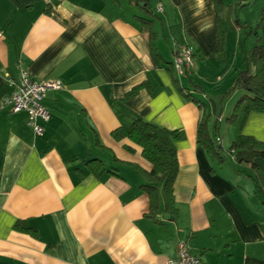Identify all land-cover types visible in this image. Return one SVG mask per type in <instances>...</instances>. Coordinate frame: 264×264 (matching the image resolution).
<instances>
[{
  "label": "crops",
  "instance_id": "crops-1",
  "mask_svg": "<svg viewBox=\"0 0 264 264\" xmlns=\"http://www.w3.org/2000/svg\"><path fill=\"white\" fill-rule=\"evenodd\" d=\"M138 1L156 10L152 28L138 22L145 14L136 0H0V264H171L183 240L203 264H264V159L254 169L239 164L228 153L237 129L223 136L216 116L207 126L224 160L198 144L214 99L222 98L221 115L230 107L227 87L255 36L246 50L243 29L229 19L224 30L213 0ZM185 45L196 64L178 75L175 54ZM22 67L63 86L47 94L41 138L27 113L1 106L7 77ZM132 117L182 136L173 213L162 187L153 212L144 187L153 166L142 148L113 138ZM243 133L264 142V114L251 113ZM94 160L106 172L91 171Z\"/></svg>",
  "mask_w": 264,
  "mask_h": 264
},
{
  "label": "trees",
  "instance_id": "trees-1",
  "mask_svg": "<svg viewBox=\"0 0 264 264\" xmlns=\"http://www.w3.org/2000/svg\"><path fill=\"white\" fill-rule=\"evenodd\" d=\"M247 0H238V6H246ZM137 4L142 7L145 16L137 17L138 22L143 27L152 28L159 20L156 11L151 7L147 1H138ZM216 10L217 18L220 25L225 30V22L230 18V13L225 10L224 0H213ZM236 26L242 29H248L249 36L256 37V46L247 54L244 62L245 69L239 73L235 84L227 96L234 94L237 91H242L244 94L235 105L232 115L227 119V122L237 129V136L234 140L229 154L236 156L239 164L250 165L255 168L256 159H264V142H261L254 137L247 136L243 133V128L251 113L264 114V8L262 9L260 20L256 28L248 27L240 21H236ZM151 37L153 39L152 47L156 51L154 44L155 35L152 29ZM148 88L147 84H142L135 87L127 94V98H132L137 95L141 89ZM192 98L191 95H187ZM196 103L202 108L200 101L194 99ZM211 116H217V108L215 107L212 115H206L205 121L201 123L198 131V144L204 147L207 152L220 160V153L223 149L217 142H214L210 136L207 122ZM124 118L125 115L121 114ZM124 120V119H123ZM113 138L117 141L125 139L130 140L143 150L144 158L149 161L153 170L148 174L149 184L144 186L152 199L153 212H156L160 204V192L162 187L167 210L173 213L174 209V185L179 173V161L177 155V142L182 138L179 131H171L155 124L144 121L139 118H130L128 122H124L121 127L113 132ZM224 156H228L227 153ZM91 171L95 174L101 175L106 172L105 166L101 161H90ZM17 230H22L28 233H33V230L18 224Z\"/></svg>",
  "mask_w": 264,
  "mask_h": 264
},
{
  "label": "built area",
  "instance_id": "built-area-1",
  "mask_svg": "<svg viewBox=\"0 0 264 264\" xmlns=\"http://www.w3.org/2000/svg\"><path fill=\"white\" fill-rule=\"evenodd\" d=\"M159 13L163 9H158ZM196 50L193 46L185 45L177 49L174 59V69L178 75L195 68ZM11 88L10 94L2 101V107H9L14 113L25 112L28 115V125L33 129L36 137H44L45 125L51 120V113L45 105L48 92L61 90L60 81H39L26 69L21 68L16 77H7ZM221 145V139L216 140ZM171 264H203L202 258L193 254L186 240L178 245L177 259Z\"/></svg>",
  "mask_w": 264,
  "mask_h": 264
},
{
  "label": "rangeland",
  "instance_id": "rangeland-1",
  "mask_svg": "<svg viewBox=\"0 0 264 264\" xmlns=\"http://www.w3.org/2000/svg\"><path fill=\"white\" fill-rule=\"evenodd\" d=\"M150 1L153 4V7L157 4L156 0H150ZM224 2H225V6H226L225 10L228 8V10H226L227 11L226 13H230L231 14V16H229L230 18H228V20L230 19L229 24H232V25L235 26L236 25V21H240V22H242L245 25L248 24V27H251L253 29L256 28V26L258 25V22L260 20V15H261L262 9L264 8V0H247L246 1V6H241V5L238 6L237 5L238 0H224ZM247 30L248 29H243V30H238L237 29L236 33H242V36H243V39H244V43H247L246 50H251L252 47H250V46H251V42L254 41V36H249ZM230 35H232V31H230V29H229V31L226 32V36H225L224 41L228 42L230 40V37H231ZM161 41H163V40H161ZM255 41H256V37H255ZM171 44H172V42L170 41L168 48H170ZM255 46H256V42H255ZM232 56H233V53H232ZM228 80H230V84H232L231 83V78H229V79L225 80V82L222 84V86ZM232 82H234V79H233ZM222 88H224V90H225V87H222ZM231 88H232V85L227 87V90H229V91H226V92L227 93L230 92ZM243 94L244 93L242 91H237L234 94L230 95L228 97V99H227V101L230 103V107L226 108V111H224L221 116L217 115L216 118L214 117L215 118L214 120H215L216 124L218 125V130L221 129V127H223V131H224V132H222L223 136H225V133H226L227 130H229V132H230L231 129H233L232 125L227 124V120L226 119L232 115L235 105L239 102V100L241 99ZM216 98H218V97H216ZM228 109L230 111H228ZM227 112H229V113H227ZM220 119L223 120L222 124H221V122H219ZM214 129L212 130V133H211L213 135L218 133V132L215 133ZM228 152H229V150H228Z\"/></svg>",
  "mask_w": 264,
  "mask_h": 264
},
{
  "label": "water",
  "instance_id": "water-1",
  "mask_svg": "<svg viewBox=\"0 0 264 264\" xmlns=\"http://www.w3.org/2000/svg\"><path fill=\"white\" fill-rule=\"evenodd\" d=\"M214 102H215L216 107H217V115L221 116V113H222V106H221L222 98L218 97V98L214 99Z\"/></svg>",
  "mask_w": 264,
  "mask_h": 264
},
{
  "label": "clouds",
  "instance_id": "clouds-1",
  "mask_svg": "<svg viewBox=\"0 0 264 264\" xmlns=\"http://www.w3.org/2000/svg\"><path fill=\"white\" fill-rule=\"evenodd\" d=\"M201 2H202V0H201Z\"/></svg>",
  "mask_w": 264,
  "mask_h": 264
}]
</instances>
